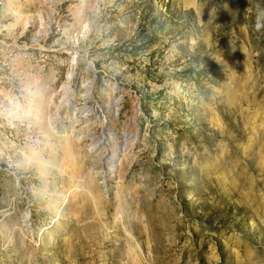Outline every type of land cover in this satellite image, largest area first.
<instances>
[{"label": "rangeland", "instance_id": "1", "mask_svg": "<svg viewBox=\"0 0 264 264\" xmlns=\"http://www.w3.org/2000/svg\"><path fill=\"white\" fill-rule=\"evenodd\" d=\"M0 264H264V0H0Z\"/></svg>", "mask_w": 264, "mask_h": 264}, {"label": "bare ground", "instance_id": "2", "mask_svg": "<svg viewBox=\"0 0 264 264\" xmlns=\"http://www.w3.org/2000/svg\"><path fill=\"white\" fill-rule=\"evenodd\" d=\"M77 61L78 60H76L75 57H74V60L72 62L73 63V71H72V73H70V75L68 77V83L65 84L62 87V92L64 93V96L70 98V100L68 101L69 108H72L73 107V104H74V101L79 98V95L76 93L75 90H73V88L71 86V83L74 80L75 70H76L77 64H78ZM91 97H92V87L90 85H87L86 86V93L81 96V99L87 101V100H90ZM103 127H105V125H103ZM126 138L128 139L129 136H126ZM92 139L94 141V146L97 149V151L103 149V147L105 145V142H103V140L97 139L96 137H92Z\"/></svg>", "mask_w": 264, "mask_h": 264}]
</instances>
